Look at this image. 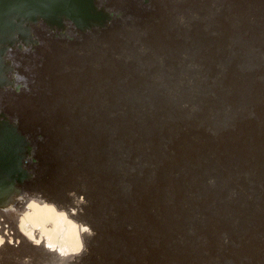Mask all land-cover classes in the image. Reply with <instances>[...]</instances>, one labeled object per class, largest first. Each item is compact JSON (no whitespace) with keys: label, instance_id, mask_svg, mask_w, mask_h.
Instances as JSON below:
<instances>
[{"label":"rangeland","instance_id":"374dc122","mask_svg":"<svg viewBox=\"0 0 264 264\" xmlns=\"http://www.w3.org/2000/svg\"><path fill=\"white\" fill-rule=\"evenodd\" d=\"M105 1L138 11L149 0ZM215 1L152 0L146 25L67 37L73 48L41 68L21 61L38 74L35 84L21 74L30 90L58 91L57 114L65 102L81 108L70 128L59 116L44 124L58 150L67 139L72 160L35 171L85 186L101 231L84 264H147L158 248L167 264H264V0ZM176 13L197 16L201 29L165 31ZM80 42H95L89 58ZM114 76L153 91H120ZM2 102L17 125L14 103Z\"/></svg>","mask_w":264,"mask_h":264},{"label":"bare ground","instance_id":"6f19581e","mask_svg":"<svg viewBox=\"0 0 264 264\" xmlns=\"http://www.w3.org/2000/svg\"><path fill=\"white\" fill-rule=\"evenodd\" d=\"M99 2L111 15L103 26H94L85 32H81L69 22L64 23L63 30L50 27L45 23H39L33 26L34 34L32 36L36 37V42L41 43L40 46H33L29 43L25 45L24 42H20L21 48L16 47L8 52L11 63L9 75L11 84L0 89V100L3 101V104L8 101L10 105L14 103V120L17 121L19 131L27 137L31 151L23 162V168L28 176L23 180L14 179L11 191L7 196L0 199V264H84L93 251V240L101 231L98 220L87 207L89 196L85 186L78 183L52 184L48 181L42 182L35 171V168L38 171L40 166H50L51 170H56L62 161L72 160L68 159L71 146L67 139H64L62 135L58 150L56 143L53 142L56 140L49 139L51 136L58 139V134L48 133L49 136H46L47 131L44 124L54 120L55 116H59L58 118H62V120L64 118L68 121L67 125L70 128L77 121V117L81 116V108L74 109L72 105L68 107L63 100L61 106L64 104L68 116L65 115L66 113L63 116L57 114L58 107H60L59 102L56 101L58 100V91H48L49 95L40 91H32L25 85L26 83L24 84V78L21 76L23 73L28 82L34 81L35 84L39 79L38 74L36 75L35 71H32V66L27 69L22 66L21 61L30 62L32 60L33 68L35 66L41 68L47 63L50 56H57L60 46L73 48L71 45H64L69 42L67 37H74L78 40L91 37L95 41L102 35L104 37L107 34L119 33L124 24L146 25L147 20L153 14L147 10L154 6L152 0H149L147 4L138 1V11H128L127 6L123 5L110 6L105 0ZM197 18V16H192L189 13H176L167 16L162 21V26L165 31L177 30L178 28L188 33L199 28L194 25ZM207 20H209L207 22V26H209L211 17ZM133 43L139 47L140 42L136 40ZM79 44L81 45V42ZM95 48V42H87L83 43L80 49L89 58L90 54L94 53ZM36 51L42 57L36 56L32 59L31 56ZM188 51L192 52L190 49ZM24 55L28 57L23 58ZM58 56L60 55L58 54ZM77 60L88 63L84 60ZM75 63L77 65V61ZM82 63L79 65L84 66L85 64ZM112 82L114 85L117 83L118 87L124 88L120 91L133 89L130 83L125 84L126 81L119 76H114ZM152 85L154 84H150L142 90H133L153 91ZM166 88L168 89V87ZM26 91H29L27 95L14 98L16 94ZM126 92L129 93L130 91ZM55 101L58 103L57 107H55ZM132 102L139 104L137 100H134V97H132ZM46 142L48 145L44 149ZM115 142L117 145L115 143L113 145L121 148V143ZM115 158H117L116 155ZM143 218L147 219L148 215ZM168 260L169 258L165 253L158 248L155 253L151 252L147 255L146 263L167 264Z\"/></svg>","mask_w":264,"mask_h":264},{"label":"water","instance_id":"95a60500","mask_svg":"<svg viewBox=\"0 0 264 264\" xmlns=\"http://www.w3.org/2000/svg\"><path fill=\"white\" fill-rule=\"evenodd\" d=\"M100 0H0V89L11 84V63L8 52L14 48L36 43L33 26L45 23L57 29L69 22L85 32L103 26L110 13ZM17 89V87H16ZM31 146L14 121L0 111V199L13 188V180H23L28 173L23 162Z\"/></svg>","mask_w":264,"mask_h":264}]
</instances>
